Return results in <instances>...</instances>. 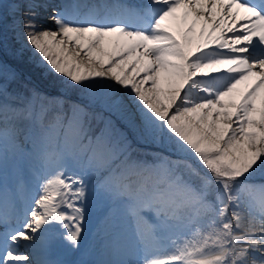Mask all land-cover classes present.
<instances>
[{
	"label": "snow or ice",
	"instance_id": "1",
	"mask_svg": "<svg viewBox=\"0 0 264 264\" xmlns=\"http://www.w3.org/2000/svg\"><path fill=\"white\" fill-rule=\"evenodd\" d=\"M19 28L39 66L103 92L124 127L0 83V181L17 154L29 173L0 183V264H87L51 257L84 254L90 197L121 214L104 246L124 258L105 264H264V0H27Z\"/></svg>",
	"mask_w": 264,
	"mask_h": 264
},
{
	"label": "rangeland",
	"instance_id": "2",
	"mask_svg": "<svg viewBox=\"0 0 264 264\" xmlns=\"http://www.w3.org/2000/svg\"><path fill=\"white\" fill-rule=\"evenodd\" d=\"M61 1V0H60ZM27 0H0V83L7 85L10 93L27 92L26 84L31 80L38 85L36 89L50 92V96H55L60 93H64L66 98L77 103L85 104L88 106V110L94 117L99 116L102 119H94L93 125L98 128L104 126V120H113L117 127H124L118 116L110 111L106 106V97L103 92L98 93L94 98H89L83 95V93L73 90L71 88H65L61 86V78L55 77L52 73L46 71L42 66H39L31 52L27 49H22L21 45L23 40L21 38V29L19 28V22L21 20L22 12ZM55 2V0H54ZM59 4V2H57ZM41 19L46 18V13L40 10ZM198 32V31H197ZM5 58L10 65L15 66L28 76L25 79H18V75L12 70L3 60ZM15 77V78H13ZM30 85V84H29ZM44 85V86H42ZM31 86V85H30ZM35 88L34 86H32ZM44 91V92H45ZM123 95V94H122ZM126 98V97H125ZM128 132L129 138L134 141V145L140 149H151L152 145L137 141L135 134L125 128ZM21 147H24L23 137H21ZM151 159V157H149ZM14 163L15 170L13 171V182L10 183V169ZM27 157L23 154H17L16 157L10 158L7 162L4 176L0 183H7L10 187L18 182V180L29 179V173L27 171ZM259 182V177H257ZM88 213L86 216V223L84 226L83 239L81 247L84 254H78L75 256L65 254L63 251H57L51 258L54 260H83L87 264H103V258L101 251L105 247H100L99 240L105 234L108 227L113 229L120 224L121 214L119 210L114 213L111 212L112 205L107 201L97 200L90 197L88 202ZM112 221V222H111ZM103 238V237H102ZM102 249V250H101Z\"/></svg>",
	"mask_w": 264,
	"mask_h": 264
},
{
	"label": "bare ground",
	"instance_id": "3",
	"mask_svg": "<svg viewBox=\"0 0 264 264\" xmlns=\"http://www.w3.org/2000/svg\"><path fill=\"white\" fill-rule=\"evenodd\" d=\"M57 2H59V3H70V2H72V0H61V1L55 0V3H57ZM76 2L81 3V4L108 3V4H123V5H128V6H143L148 2V0H76ZM196 28H197V31H199L200 24H197ZM104 49H105V51L103 54V59L107 60L108 54L115 50V45L112 42L106 41L105 45H104ZM216 67L223 68V66H216ZM255 80H256V77H251L247 81H244L240 85H237L236 90H234V95L238 98L241 93H243L249 86H251L255 82ZM261 94L264 95V88L261 89ZM12 165L13 166H11V169H10V171H11L10 172V178H9L10 183L13 182L12 173L16 167V166H14V163ZM111 230H112L111 227H108L105 234L102 236L103 238L101 237V239L99 240V242L101 241L100 242L101 248L105 247L104 244H105L106 237ZM101 253H102L101 256H102L103 261H104L103 264H105V262L110 261V260L123 259L124 258L122 256H117V255L113 254L111 251L107 250L106 248H104L101 251Z\"/></svg>",
	"mask_w": 264,
	"mask_h": 264
},
{
	"label": "water",
	"instance_id": "4",
	"mask_svg": "<svg viewBox=\"0 0 264 264\" xmlns=\"http://www.w3.org/2000/svg\"><path fill=\"white\" fill-rule=\"evenodd\" d=\"M3 60H4V62H5V63H6V64H7L12 70H14V71L16 72L17 75H19L21 78L25 79V76H26L25 73H23L21 70H19V69L16 68L15 66L10 65L9 62H8L5 58H3ZM25 80H26V79H25ZM29 84L32 85V86H34L35 88L38 87V85H37L33 80H31V79H30V81H29Z\"/></svg>",
	"mask_w": 264,
	"mask_h": 264
},
{
	"label": "trees",
	"instance_id": "5",
	"mask_svg": "<svg viewBox=\"0 0 264 264\" xmlns=\"http://www.w3.org/2000/svg\"><path fill=\"white\" fill-rule=\"evenodd\" d=\"M22 72H24V71H22ZM18 79L19 80H22L19 76H18ZM34 80H36L35 78H33ZM37 81V80H36ZM38 82V81H37ZM39 83V82H38ZM40 84V83H39ZM27 86H26V88L27 89H30V88H33L32 86H30L29 84H26ZM42 86H44V85H42ZM45 90H51V91H55V90H53V89H44L43 91H41V92H43L45 95H47V96H50L49 94H51L50 92H48L47 93V91H45ZM45 91V92H44ZM136 146V145H135ZM137 147H139V146H137ZM140 149H142L141 147H140Z\"/></svg>",
	"mask_w": 264,
	"mask_h": 264
}]
</instances>
